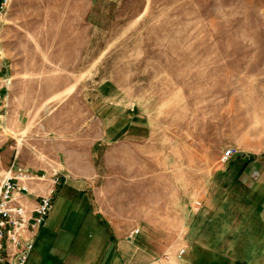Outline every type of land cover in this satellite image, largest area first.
Returning a JSON list of instances; mask_svg holds the SVG:
<instances>
[{
	"label": "rangeland",
	"instance_id": "374dc122",
	"mask_svg": "<svg viewBox=\"0 0 264 264\" xmlns=\"http://www.w3.org/2000/svg\"><path fill=\"white\" fill-rule=\"evenodd\" d=\"M0 52L5 165L63 178L27 264H86L100 228L139 230L130 264H264V0H13ZM65 178L88 226L51 248Z\"/></svg>",
	"mask_w": 264,
	"mask_h": 264
},
{
	"label": "built area",
	"instance_id": "2783aa9c",
	"mask_svg": "<svg viewBox=\"0 0 264 264\" xmlns=\"http://www.w3.org/2000/svg\"><path fill=\"white\" fill-rule=\"evenodd\" d=\"M12 2L0 0V29ZM5 73L6 67L0 62V139L4 133L1 118L6 114L4 104L10 86V77ZM238 153L230 147L223 153L222 161L228 162ZM62 184L59 170L38 173L14 161L4 167L0 153V264L28 263L39 232L54 207L57 186ZM201 206V201H195L196 211ZM138 233V229L133 230L130 239ZM185 253L186 248L182 247L177 257Z\"/></svg>",
	"mask_w": 264,
	"mask_h": 264
},
{
	"label": "crops",
	"instance_id": "0c3cea01",
	"mask_svg": "<svg viewBox=\"0 0 264 264\" xmlns=\"http://www.w3.org/2000/svg\"><path fill=\"white\" fill-rule=\"evenodd\" d=\"M6 102V101H5ZM4 107H6V103L4 104ZM5 111H6V108H5ZM6 114H7V111H6ZM5 114V115H6ZM5 115L2 116V118L5 120ZM5 125H6V120L5 122H3V128L5 130ZM4 134V133H3ZM3 144V138L0 139V153H1V150H3L1 147ZM1 157H2V165L4 167H7L9 165H5V162H4V156H3V153L1 154ZM17 157L18 155L16 156L14 162L17 163V164H21V165H24L22 163H19L17 162ZM26 166V165H24ZM28 168H30L29 166H26ZM31 169V168H30ZM63 180V178H62ZM76 179L74 178H65L64 180V185L62 186V190H65L66 189V193L68 194V197L69 199L71 200V204H70V208H69V213L67 215V217H65V219L63 220V223L62 225L60 226V229L57 233V235L55 236L53 242L51 243V248L53 247H58L60 245V242L62 240V237L65 233H71V235L78 232V228L79 227H83V226H88L86 224H83V221L85 220V214H80L77 211V205H78V199L77 197L75 196H71V191L72 193L76 192V191H79V192H84L85 191V186H83L80 182H83V181H77ZM71 196V197H70ZM72 212V214H70V212ZM86 221V220H85ZM76 222H78V225L76 227V229L74 230H71L72 228H74L76 226ZM72 231V232H71ZM44 233V228L42 227L40 232H39V235L37 237V244L38 246H46V238L45 237H42ZM94 237L96 236V241H100L101 242V245L103 243V246L100 250V252H96L95 250H93V252L91 250H88L87 252L84 253L85 257H84V260L87 262L86 264H90L89 261H91L90 259H94L93 261L95 262L94 264H97V261H100L101 263L100 264H118V263H129L132 261L130 258H126L125 254H124V249L126 247H128V243H132V240L130 238H127L126 240H122V239H114V236L111 234V235H106V234H102V230L101 228L100 229H97L96 233H94ZM70 235V237H71ZM73 238V237H72ZM99 242V243H100ZM92 244H94L92 242ZM106 245L109 246V250H106L105 254L103 255V250H105L104 248L106 247ZM88 248V246L86 247ZM137 249H140L137 247ZM58 250V248H57ZM142 251H145L144 249H141ZM49 263L52 262V260H48ZM93 264V263H91ZM141 264H159V261L157 259H155V257H152V259H148L146 260L145 262H142Z\"/></svg>",
	"mask_w": 264,
	"mask_h": 264
},
{
	"label": "bare ground",
	"instance_id": "6f19581e",
	"mask_svg": "<svg viewBox=\"0 0 264 264\" xmlns=\"http://www.w3.org/2000/svg\"><path fill=\"white\" fill-rule=\"evenodd\" d=\"M8 130H9V127L5 128V130H4V131H5V132H7ZM20 141H21V139H20Z\"/></svg>",
	"mask_w": 264,
	"mask_h": 264
}]
</instances>
